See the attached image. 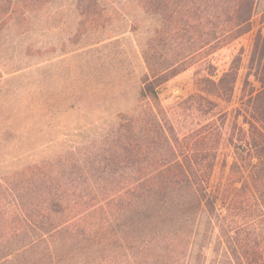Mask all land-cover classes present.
Listing matches in <instances>:
<instances>
[{
	"label": "trees",
	"instance_id": "obj_1",
	"mask_svg": "<svg viewBox=\"0 0 264 264\" xmlns=\"http://www.w3.org/2000/svg\"><path fill=\"white\" fill-rule=\"evenodd\" d=\"M33 2L0 0V29ZM138 2L153 23L131 29L145 66L134 102L57 159L0 176V264H264V34L248 59L258 86L234 106L236 69L207 61L250 29L257 0ZM84 3L79 25L98 21ZM197 64L184 101L203 120L180 134L159 88ZM225 126L246 170L227 201L211 186Z\"/></svg>",
	"mask_w": 264,
	"mask_h": 264
},
{
	"label": "rangeland",
	"instance_id": "obj_2",
	"mask_svg": "<svg viewBox=\"0 0 264 264\" xmlns=\"http://www.w3.org/2000/svg\"><path fill=\"white\" fill-rule=\"evenodd\" d=\"M96 2L98 21L79 25L84 0H34L28 19L0 29L1 177L35 161L57 159L111 123L114 111L134 102L145 66L131 29L151 27L153 19L138 0ZM263 11L264 0H257L250 29L207 58L217 75L231 67L237 71L228 107L237 104L244 87L248 92L258 86L248 59L254 35L264 34ZM199 67L185 68L159 88L164 111L180 134L203 120L189 108L190 100L184 101L194 92ZM225 127L211 186L226 199L246 170L231 166L234 153Z\"/></svg>",
	"mask_w": 264,
	"mask_h": 264
}]
</instances>
